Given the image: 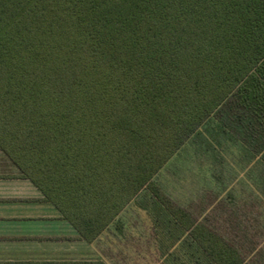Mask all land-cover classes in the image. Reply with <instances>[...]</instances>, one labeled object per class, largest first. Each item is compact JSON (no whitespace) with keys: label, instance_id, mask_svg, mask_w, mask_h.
Listing matches in <instances>:
<instances>
[{"label":"trees","instance_id":"1","mask_svg":"<svg viewBox=\"0 0 264 264\" xmlns=\"http://www.w3.org/2000/svg\"><path fill=\"white\" fill-rule=\"evenodd\" d=\"M195 136L264 177V0H0V150L81 237L138 202L179 264H251L158 180Z\"/></svg>","mask_w":264,"mask_h":264},{"label":"rangeland","instance_id":"2","mask_svg":"<svg viewBox=\"0 0 264 264\" xmlns=\"http://www.w3.org/2000/svg\"><path fill=\"white\" fill-rule=\"evenodd\" d=\"M208 140L205 136H195L159 174L158 180L197 220L207 222L237 244L249 263L264 264V177L259 175V165L253 162L248 152L241 154L238 147L226 148L214 142L216 148L212 149ZM255 161L258 163L256 158ZM252 162L253 169L257 170L252 175L254 178L250 173ZM257 178L261 184L257 183ZM142 209L144 211L133 210L141 217L131 216L129 222L143 230V247L159 242L167 245L164 252L169 251V264H177L180 258L189 257L186 232L170 218L155 213L153 219L159 230L158 241L152 222L146 216L150 211Z\"/></svg>","mask_w":264,"mask_h":264},{"label":"crops","instance_id":"3","mask_svg":"<svg viewBox=\"0 0 264 264\" xmlns=\"http://www.w3.org/2000/svg\"><path fill=\"white\" fill-rule=\"evenodd\" d=\"M19 173L0 150V264H169V251L164 252L167 245L159 242L143 247V230L130 224L131 216L141 217L134 211H144L138 202L129 205L109 228L89 241L81 237L59 208L44 199L32 180ZM146 214L159 241L154 213ZM131 236L133 240H128Z\"/></svg>","mask_w":264,"mask_h":264}]
</instances>
